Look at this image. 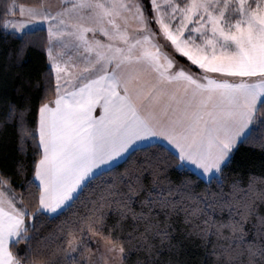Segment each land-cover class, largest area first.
<instances>
[{"label": "snow or ice", "instance_id": "6c2138e0", "mask_svg": "<svg viewBox=\"0 0 264 264\" xmlns=\"http://www.w3.org/2000/svg\"><path fill=\"white\" fill-rule=\"evenodd\" d=\"M16 7L3 34L48 70L0 121V264H264V174L238 155L264 166V0Z\"/></svg>", "mask_w": 264, "mask_h": 264}, {"label": "trees", "instance_id": "16d2710c", "mask_svg": "<svg viewBox=\"0 0 264 264\" xmlns=\"http://www.w3.org/2000/svg\"><path fill=\"white\" fill-rule=\"evenodd\" d=\"M40 0H0V24L3 21V13L6 6L13 2L25 5H36ZM10 16V12L8 13ZM37 37L46 38V32L37 34ZM37 37H33L36 39ZM19 39L11 36L5 37L3 29L0 28V121L3 114L7 111V104L13 103L17 108H21L29 102L25 98H30L32 105L38 102V97L42 89H37L33 85L40 79L41 75L48 70V59L46 52L39 44L25 48L22 55L17 56L15 49L20 44ZM23 84L20 91L17 86ZM34 112L28 114L31 121ZM16 133L12 125H6L0 130V169L7 168L9 174L13 168V160L16 158ZM241 158H249L253 161L250 170L256 175L264 174V166L260 164V152L257 149H249L247 146L242 148L238 154ZM247 174V173H245ZM19 181H17L18 183ZM189 264H209L208 258L203 255L202 250L189 248ZM143 259V253L132 251L124 264H136L137 259Z\"/></svg>", "mask_w": 264, "mask_h": 264}, {"label": "rangeland", "instance_id": "374dc122", "mask_svg": "<svg viewBox=\"0 0 264 264\" xmlns=\"http://www.w3.org/2000/svg\"><path fill=\"white\" fill-rule=\"evenodd\" d=\"M41 2H42V0H40L38 4H40ZM44 2H48V3H56L57 0H44ZM12 4H15V5L17 6L16 9H15V15H16V16H19L18 6L21 5V4H19V3H17V2H13ZM38 4H36V5H38ZM23 5H25V4H23ZM36 5H28V6H36ZM12 15H13V13L10 12V16H9V17H11ZM98 239H99V238H98ZM90 247H92L93 250H95L96 247H97V245H96L95 242H93V243L90 245ZM101 251H103V244H102V242H101ZM93 260L97 261V264H99V257H98L97 255H94V256H93Z\"/></svg>", "mask_w": 264, "mask_h": 264}, {"label": "crops", "instance_id": "0c3cea01", "mask_svg": "<svg viewBox=\"0 0 264 264\" xmlns=\"http://www.w3.org/2000/svg\"><path fill=\"white\" fill-rule=\"evenodd\" d=\"M95 114H97V115H98V112H97V113H95Z\"/></svg>", "mask_w": 264, "mask_h": 264}]
</instances>
